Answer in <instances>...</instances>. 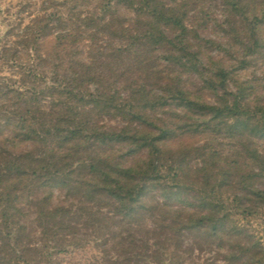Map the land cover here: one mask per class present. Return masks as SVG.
I'll use <instances>...</instances> for the list:
<instances>
[{"label":"trees","instance_id":"1","mask_svg":"<svg viewBox=\"0 0 264 264\" xmlns=\"http://www.w3.org/2000/svg\"><path fill=\"white\" fill-rule=\"evenodd\" d=\"M214 1L144 0L137 7L136 0H117L114 9L112 0L95 7L93 0H53L16 42L4 47L1 59L22 72L27 69L23 79L37 82L43 69L46 75L53 73L52 82L59 87L33 84L26 93L1 91L0 136L7 133L14 141L40 147L15 155L6 147L8 139L0 144L1 155L7 156L0 165V264H51L53 255L72 247L64 239L71 212L50 208L56 191L97 199L120 220L117 225L140 216L161 218L168 235L159 246L164 264L182 257L180 249L167 251L168 243L181 245L185 232L196 231L194 241L227 250L221 264L264 262V250L248 228L251 221L240 223L241 215H252L251 205L264 203V107L257 104L264 94V17H248L264 0H216L220 14ZM49 7L56 10L48 12ZM121 8L136 18L129 20ZM58 26L62 33L56 32ZM229 44L239 52L225 54ZM97 83L101 87L93 94L89 85ZM230 83L237 85L232 91ZM205 86L223 91L233 102L225 99L224 106L213 110L191 104L190 92ZM157 92H167L168 98L154 96ZM44 94L50 99L47 107L40 105ZM165 108L212 115L204 124L181 126L190 143L198 144L190 141L197 136L206 141L202 148L181 154L163 170L158 157L144 174L123 169L126 157L116 164L104 159L128 145L134 158L153 152L162 157L163 151L139 132L159 130L149 120L160 119L157 113ZM162 115L171 117L169 129L181 118L176 111ZM117 116L124 127L100 123ZM176 138L169 131L157 139ZM64 152L70 155H60ZM75 160L79 167H72ZM178 203L183 211L173 210ZM26 206L42 237L55 242L51 256L23 249L24 229L17 230L13 222ZM187 208L192 211L185 212ZM113 227L108 225L104 235L115 239L119 235Z\"/></svg>","mask_w":264,"mask_h":264},{"label":"rangeland","instance_id":"2","mask_svg":"<svg viewBox=\"0 0 264 264\" xmlns=\"http://www.w3.org/2000/svg\"><path fill=\"white\" fill-rule=\"evenodd\" d=\"M214 2L216 11L220 14L218 3L216 0ZM31 6L26 5L22 11L27 10ZM61 27H57V33L63 32ZM19 28L20 25L17 24L6 33L4 47H10L13 42H16L11 37L23 34L19 32ZM11 67L17 68L18 66L11 64ZM22 83L28 87V90L33 84L43 88L39 83L31 79H22ZM7 88L19 91L18 88L13 86L11 81L0 83V109L1 91ZM39 100L42 107H47L50 99L48 94H44L39 97ZM190 141L199 144L201 136L194 137ZM6 160L7 156L0 153V165L4 164ZM158 202L161 205L163 204L162 199L158 200ZM99 204L97 199L91 201L81 192L80 194L72 193L70 195L68 191H56L52 194L50 208H63L64 211L71 212L73 220L67 234L64 236L66 245L72 247L64 253L53 255L51 264H164L163 259H161L159 246L164 244L165 237L168 235L162 229L161 218L153 219L148 215L140 216L135 222L117 225L120 220L113 218V215L108 213L106 209H102ZM180 205V203L173 205V210L183 211ZM191 211L190 208H187L185 212L189 213ZM193 211L196 210L193 209ZM13 223L17 224V227H15L17 230L19 228L24 229L20 231L23 235L21 237L23 249L33 251L34 256L37 254V250H42L43 253L45 252L51 256V249L55 242L52 237H42V228L29 207L26 206L24 214L21 217L16 216ZM108 225L110 228L114 226V232L119 235L117 238L112 239L111 236L104 235ZM248 228L252 230V234L255 235L256 240L264 250V239L258 236L252 224L248 225ZM196 234L197 231L193 233L185 232V237L180 238L181 245L176 242L168 243L167 251L180 249L182 254V257L175 264H216L217 262L221 264L220 260H222V256L227 254V250L220 251L217 245H212L210 242L194 241ZM61 236L62 234L58 238L61 239ZM61 244L62 241L56 242L57 246H61ZM90 245L94 253L89 258ZM37 260L39 259L37 258ZM44 262L47 263L46 260ZM29 264L32 263L30 262Z\"/></svg>","mask_w":264,"mask_h":264},{"label":"clouds","instance_id":"3","mask_svg":"<svg viewBox=\"0 0 264 264\" xmlns=\"http://www.w3.org/2000/svg\"><path fill=\"white\" fill-rule=\"evenodd\" d=\"M56 3H64L65 0H55ZM102 0H93V5L100 4ZM144 0H136V6L141 7ZM53 0H0V53L3 52L4 49V41L6 33L10 30V28L19 24V32L23 33L24 29L28 28L30 25H33V22L37 20V17L44 15L45 13L42 11L45 5H51ZM117 4V0H112L113 8L115 9ZM26 5H32L25 9ZM169 6H172L171 4ZM56 9L49 7L48 12L55 11ZM120 13L127 16L129 20H133L136 18L135 13L133 12L129 15L128 9H120ZM254 15L264 17V5H261L255 8L253 11L248 13L249 19H252ZM19 36L11 37L12 40L18 39ZM225 54L239 52V49L236 45H230L223 50ZM12 61H8V66L3 59H0V83H7L11 81L13 86L19 89L20 92H27L28 87L22 83V79L24 74L27 72V69L24 72L21 71L20 68L11 67ZM264 72V69H262ZM46 70L41 69L37 74L40 76V80L37 83L42 87H59L57 84H53L52 82V72H47ZM236 80H239L240 84L244 83V80L239 77H235ZM246 79V78H245ZM100 83L89 85V90L93 94L96 93V89L100 88ZM237 85L230 83L229 91H232L236 88ZM157 97L168 98L167 92H157L153 94ZM227 100V104H231L233 100L224 97L223 91H213L210 87H203V91L192 90L190 94L187 96V100L194 105L200 106L201 108H206L209 110L220 109L225 105L224 100ZM259 106L264 107V94L260 95V99L257 101ZM125 111H131V108H126ZM150 111V110H149ZM176 111L179 113L181 118L175 119L172 123L175 125L169 129L168 122L170 121V116H163L162 113ZM137 113H140V109H136ZM141 115H145L144 113H140ZM161 118L157 119L156 116H152L149 120L150 124L155 125L159 130H150L145 127L140 130L139 135L145 138L148 143H154L155 147L161 149L163 151V156L158 152H153L151 157L143 156L140 158H134L129 156V152L132 151V145H128L122 147L118 152L108 153L104 159L108 160L111 164H116L117 160L121 157H126V162L121 164L120 166L125 170H131L136 174H144L148 171V169L153 165L157 158L159 157V162L161 164V170L166 167V164H170L173 159L180 156L183 153H187L190 151H194L198 148H202L206 141L201 140L199 144H192L189 142L190 135L185 134L181 131V126L185 124H189L191 126H197L198 124H204L208 121L212 120V115L208 116H200L195 114L193 111L188 109H162L160 113H157ZM105 127H114L119 124L120 127H124L123 122L119 116L113 120L101 121L100 122ZM174 132L176 134V139L168 140L165 142L164 140H158V137H161L166 132ZM6 139L9 140V143L6 145L8 150L15 155L20 154H28L37 152L40 147L38 144L33 143L32 141H25L22 143L18 141H14L11 139L9 134H5L4 136H0V144H2ZM264 144V142H262ZM264 149V146H261ZM60 155L66 156L70 155L69 153H61ZM146 157V159H145ZM72 167H79L80 161L75 160L71 161ZM117 176L113 175V179H116ZM243 212V210H239ZM249 211L252 213L251 216H247V213L240 216L241 224H248L251 221L254 226L258 236L264 239V203L257 201L255 204L249 207ZM247 216V218H245ZM94 250L92 246H89V258L93 255Z\"/></svg>","mask_w":264,"mask_h":264}]
</instances>
